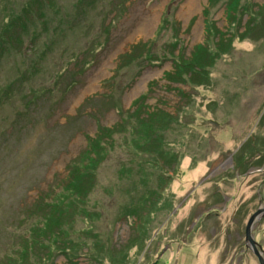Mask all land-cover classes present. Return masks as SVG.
<instances>
[{
  "label": "rangeland",
  "instance_id": "obj_1",
  "mask_svg": "<svg viewBox=\"0 0 264 264\" xmlns=\"http://www.w3.org/2000/svg\"><path fill=\"white\" fill-rule=\"evenodd\" d=\"M92 1L0 0V264H260L264 0ZM198 46L214 63L193 71ZM84 53L83 84L30 122ZM141 98L167 111L155 134ZM253 234L264 249V217Z\"/></svg>",
  "mask_w": 264,
  "mask_h": 264
},
{
  "label": "trees",
  "instance_id": "obj_2",
  "mask_svg": "<svg viewBox=\"0 0 264 264\" xmlns=\"http://www.w3.org/2000/svg\"><path fill=\"white\" fill-rule=\"evenodd\" d=\"M97 0H93L92 2L95 3ZM84 11V12H83ZM86 10L84 8V3L79 4V15H83ZM4 43V41H3ZM206 49L208 51V48L204 46H198L195 50V59L197 63L195 64L193 71H202L204 69L203 64L205 67L212 66L214 63L213 59H204L202 57L203 50ZM79 59L64 73L61 74V76L57 79V81L54 82V84L49 87L47 90L42 91L39 95L32 97L34 99L33 102H29L26 104V110L23 112L24 114H27L31 119L30 122H33L36 117L40 116L41 119L46 117L47 121L51 120V117L61 108L60 106L64 104V102L67 100V98H70L72 93L83 84L84 81V74H85V67L87 65V54H82ZM215 58V57H214ZM82 62V63H81ZM78 63H81V65H77ZM82 67V68H81ZM171 77L174 76V72H170ZM193 74L191 73V76ZM59 88V89H58ZM142 98L136 102L137 109L135 117L137 120H139V126H144L147 129V133L155 134L157 132V121L156 116L159 112L167 113L166 109H160L157 107H151L148 105V103L144 102L140 104ZM146 100V98H145ZM44 104H47L48 110L44 109ZM177 111V110H176ZM23 117H19L17 127H20L23 129L24 124L21 123L23 120ZM50 124V122H49ZM57 125L51 124V129L54 130ZM101 128H105V126H101ZM29 130V129H28ZM52 134H49L48 138L51 137ZM94 141V139H93ZM97 142V141H96ZM95 142V143H96ZM51 147V146H50ZM157 150V149H156ZM160 150V149H159ZM93 144L87 146V150L85 151V156L92 154L93 152ZM160 152V151H159ZM155 152V154L159 153ZM178 158V157H177ZM177 160V159H176ZM180 161V159H178ZM85 163H87L89 160L83 159ZM83 162H80L77 164V166L80 168V166H83ZM85 166V165H84ZM79 168H75L72 171V168L69 169V175L61 179L58 183L55 189L60 192L62 189L66 191H73L75 193V188L80 186V182H75L76 178L79 174L82 173V170ZM90 169V168H89ZM91 172V171H89ZM58 188H60L58 190ZM55 190V191H56ZM56 194V193H54ZM69 197V196H68ZM45 200L43 198L41 201ZM57 207L62 213L63 217H66V213L69 210L67 207V204L65 202L57 203ZM66 212V213H65ZM48 219L50 216L47 217ZM71 218V216H70ZM45 225V223H43ZM53 232H51L52 234ZM47 238V236H46Z\"/></svg>",
  "mask_w": 264,
  "mask_h": 264
},
{
  "label": "water",
  "instance_id": "obj_3",
  "mask_svg": "<svg viewBox=\"0 0 264 264\" xmlns=\"http://www.w3.org/2000/svg\"><path fill=\"white\" fill-rule=\"evenodd\" d=\"M82 98L83 95L80 96V101L82 100ZM263 217H264V204H261L260 207L248 219L245 229L247 246L258 257L260 264H264V249L263 246L255 239L253 230L255 226L262 220Z\"/></svg>",
  "mask_w": 264,
  "mask_h": 264
}]
</instances>
